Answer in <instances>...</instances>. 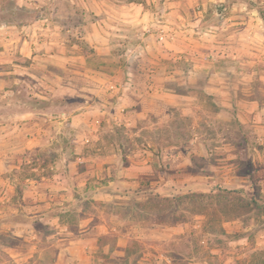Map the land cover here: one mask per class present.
<instances>
[{
  "label": "rangeland",
  "instance_id": "1",
  "mask_svg": "<svg viewBox=\"0 0 264 264\" xmlns=\"http://www.w3.org/2000/svg\"><path fill=\"white\" fill-rule=\"evenodd\" d=\"M137 4L153 18L124 22ZM168 16L174 35L161 40ZM2 36L18 42L20 82L46 73L52 47L68 79L85 67L98 72L88 77L134 80L123 113L148 115L103 127L81 153L67 121L48 153L24 150L18 167L3 168L0 264H264V0H0ZM96 142L116 171L149 160L146 177L108 184L99 172L81 185L76 158L96 153ZM56 172L64 198L26 204L32 181ZM94 194L138 198L100 213ZM104 222L109 231L97 229Z\"/></svg>",
  "mask_w": 264,
  "mask_h": 264
},
{
  "label": "crops",
  "instance_id": "2",
  "mask_svg": "<svg viewBox=\"0 0 264 264\" xmlns=\"http://www.w3.org/2000/svg\"><path fill=\"white\" fill-rule=\"evenodd\" d=\"M135 8L138 15H131L129 11H126L127 14L124 13L123 16L124 22L141 24L153 18L142 13V4H137ZM166 21L168 24H164L163 20L158 21V34L161 40L173 38L174 35V28L170 25L173 22L172 18L168 16ZM112 36L130 37L129 34L125 32L121 34L117 30L112 32ZM0 44L3 45L0 48V176L4 167L20 165L21 152L24 150L29 153H48L50 151L49 141L52 139L54 130L61 129L67 121L74 127V132L79 138L80 144L76 145L75 149L77 153H81L85 150V144L90 140H100L99 135L103 127H109L116 124L114 121H120L132 128L136 126L138 119L148 115V111L145 109L123 113L121 102L124 100V96L136 93L137 85H139L134 80L127 78L118 81L114 77L106 76L88 77L86 73L97 74L98 72L85 70V67L78 68L81 77L76 80L68 79L64 70L67 58L61 55L64 52L54 51L52 47H49L47 54L43 55V61L48 65L46 66L48 75L43 73L41 78L33 75L34 79L20 82L17 78L18 65L14 62L19 51L18 42L12 37L2 36ZM166 45L171 49L174 43L170 41ZM160 48L162 47L160 46ZM51 65L53 66L51 67ZM56 66L59 70L58 74L54 73V70H57ZM157 97L160 99L159 105L153 111L156 116H160L164 107L161 100L164 98ZM20 136H25L24 144L19 142ZM93 145L94 143L91 146ZM96 145H98L96 153L88 157H84L83 154L82 157L76 158L85 163V169L76 174L80 180H84L81 185H85L89 177L99 178V172L108 178H113L107 181L108 184L116 182L139 183L146 177L150 163L143 156L137 161H130L126 164L121 162L118 171H116L112 155L107 152L99 153L102 144ZM57 162H61V160ZM69 164L71 171L74 163L69 161ZM56 169H59V163H57ZM41 180L44 183L32 181V185L24 194L26 204H36L41 201L49 208L51 200L59 201L64 198V194H60V191L66 189L65 175L56 172L51 177L42 176ZM1 183L2 178L0 177V185ZM134 196V199L138 198L137 194L93 195L97 200V210L100 213L116 205H129V201ZM96 227L109 231V226L105 227V222ZM114 229L112 227L110 230ZM34 237H36L35 234Z\"/></svg>",
  "mask_w": 264,
  "mask_h": 264
},
{
  "label": "trees",
  "instance_id": "3",
  "mask_svg": "<svg viewBox=\"0 0 264 264\" xmlns=\"http://www.w3.org/2000/svg\"><path fill=\"white\" fill-rule=\"evenodd\" d=\"M19 193L21 194V191H19ZM223 194H217V195H215L216 197H218V199H221L223 196H222Z\"/></svg>",
  "mask_w": 264,
  "mask_h": 264
}]
</instances>
